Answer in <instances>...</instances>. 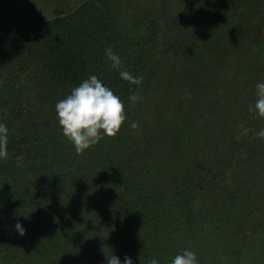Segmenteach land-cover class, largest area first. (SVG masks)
I'll use <instances>...</instances> for the list:
<instances>
[{
	"label": "trees",
	"instance_id": "obj_1",
	"mask_svg": "<svg viewBox=\"0 0 264 264\" xmlns=\"http://www.w3.org/2000/svg\"><path fill=\"white\" fill-rule=\"evenodd\" d=\"M13 1L0 0V264H171L185 249L264 264V119L248 111L264 0ZM91 75L127 118L77 155L55 105Z\"/></svg>",
	"mask_w": 264,
	"mask_h": 264
},
{
	"label": "clouds",
	"instance_id": "obj_2",
	"mask_svg": "<svg viewBox=\"0 0 264 264\" xmlns=\"http://www.w3.org/2000/svg\"><path fill=\"white\" fill-rule=\"evenodd\" d=\"M105 56L113 70L119 72L122 80L130 84L141 85L143 76L134 77L126 69L122 68L120 57L114 53L111 47L105 49ZM256 100L249 104L248 111L264 119V83L256 84ZM141 99L140 91L133 93L129 100L134 107ZM55 111L63 136L73 145L77 155L97 144L102 138H115L126 120L124 102L109 87L96 76L91 75L83 80L79 86L71 89L69 95L59 100L55 105ZM130 127L133 130L138 124L133 122ZM241 135H246L251 129L244 128ZM256 138L264 139V129L255 134ZM240 139V136L236 137ZM8 128L0 123V159H7ZM16 231L20 236L25 230L17 223ZM107 264H121L115 255L106 257ZM123 264H133L130 257L125 256ZM148 264H158L157 259L151 258ZM171 264H199L196 253L185 249L182 254L176 255Z\"/></svg>",
	"mask_w": 264,
	"mask_h": 264
},
{
	"label": "rangeland",
	"instance_id": "obj_3",
	"mask_svg": "<svg viewBox=\"0 0 264 264\" xmlns=\"http://www.w3.org/2000/svg\"><path fill=\"white\" fill-rule=\"evenodd\" d=\"M21 1L22 0H15L13 1V3L15 2V8L19 6V4L21 5Z\"/></svg>",
	"mask_w": 264,
	"mask_h": 264
}]
</instances>
